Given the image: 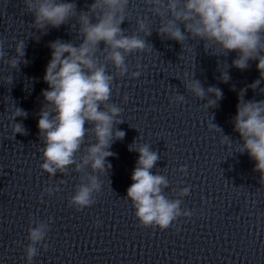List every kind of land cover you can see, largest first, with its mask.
I'll return each mask as SVG.
<instances>
[{
    "label": "clouds",
    "instance_id": "obj_1",
    "mask_svg": "<svg viewBox=\"0 0 264 264\" xmlns=\"http://www.w3.org/2000/svg\"><path fill=\"white\" fill-rule=\"evenodd\" d=\"M28 13L33 16L31 26L43 34L49 28L59 29L70 25L76 32L78 43L57 39L49 43L51 58L43 77L48 89L42 90L44 98L37 127L43 143L42 171L50 178L57 173L69 174V169L79 173V183L75 185L74 194L68 204L77 211L93 206L101 193L103 181L100 176L109 174L112 165L108 157L116 154L110 151L115 141H122L126 133L117 126L124 123L120 116L123 109L111 103L113 83L117 77L129 75L139 78L140 65L136 71L129 72L126 63L129 55L151 52L153 46L147 37L152 31L147 24V17L137 18L136 31L131 35L121 25L130 15V0H93L87 10L77 9L76 0H23ZM152 17L159 18L160 26L156 30L162 39L178 42L184 50L189 39L203 42L204 49L216 48L220 55L228 56L236 52L232 67L246 70L249 61H258L257 70L260 78L247 87L256 90L264 81V0H144ZM74 21V23H70ZM139 33H143L141 37ZM103 45V47H101ZM5 39L0 38V61L12 69H18L26 55V43H15V54L7 58ZM11 47V45L9 46ZM111 65L114 72L108 71ZM221 71L220 79L227 83L230 75ZM185 73V89L199 100H206V109L217 106L222 99V90L209 86L205 89L201 82ZM12 77L4 78L6 84L12 83ZM247 89L239 93L237 113L233 118L234 131L242 140L238 146L239 153H248L255 161L254 171L260 173V183L264 185V100L244 99ZM117 89V94H118ZM264 94V88H260ZM214 97V98H207ZM185 97L176 94L170 98L172 103H182ZM128 97H123L127 103ZM28 113L15 107L10 120L12 135H27V129L16 118H27ZM211 130L222 133L217 125L211 123ZM91 135L94 142L88 143L86 137ZM221 142L231 143L222 133ZM128 150L137 152L138 159L132 172L133 183L127 189L125 199L130 200L135 209L139 226L144 228L168 229L180 217L190 218L192 212L182 209V198L190 194L191 186L175 192L179 198L170 199L165 195L169 188L167 176L152 169L160 160L157 151L148 143H137L135 139ZM178 171L187 175V165ZM110 181V180H109ZM60 179L58 184H63ZM59 186L45 187L40 196H52L59 192ZM52 218L47 221H29L27 240L24 247L26 264H32L40 248L48 250L45 243ZM35 224V226H31ZM100 221H94L99 227Z\"/></svg>",
    "mask_w": 264,
    "mask_h": 264
}]
</instances>
